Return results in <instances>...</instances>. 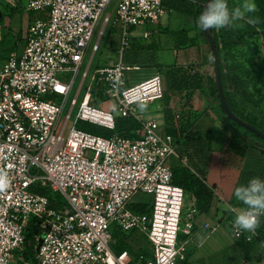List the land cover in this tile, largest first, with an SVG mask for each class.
<instances>
[{
  "label": "built area",
  "instance_id": "2783aa9c",
  "mask_svg": "<svg viewBox=\"0 0 264 264\" xmlns=\"http://www.w3.org/2000/svg\"><path fill=\"white\" fill-rule=\"evenodd\" d=\"M112 1L25 0L32 18L22 45L0 61V264H130L126 250L114 254L109 246L112 223L145 236L150 257L139 255L135 264H176L185 252L186 242L177 245L178 234L191 235L197 208L183 209L185 192L172 182L173 143L158 135L154 119L143 120L138 112L162 99L161 77L127 87L123 79V52L132 31L159 20L162 0H117L113 18L104 16L97 29ZM108 24L119 30V58L90 73ZM147 36L143 31L141 37ZM96 86L123 115L140 123L138 137H102L77 126L85 121L114 129L113 114L89 102ZM37 187L59 194L63 208L52 209ZM143 195L149 199L148 214L132 208ZM228 211L233 238H258L254 224L264 200ZM31 220L34 244L27 258L24 232ZM257 243L264 253V237Z\"/></svg>",
  "mask_w": 264,
  "mask_h": 264
},
{
  "label": "crops",
  "instance_id": "0c3cea01",
  "mask_svg": "<svg viewBox=\"0 0 264 264\" xmlns=\"http://www.w3.org/2000/svg\"><path fill=\"white\" fill-rule=\"evenodd\" d=\"M162 6L159 20L143 30L149 36L132 31L122 60L123 79L127 87L161 77L162 99L154 110L152 104L140 110L141 116L154 119L158 135L173 143L170 165L188 168L206 188L198 198L194 191L185 190L183 209L193 205L197 213L184 264L264 263L259 245L236 240L227 224L233 216L228 207L244 209L264 200V144L231 128L215 111L209 96L212 57L199 35L200 20L189 12ZM104 44L107 48L100 50L110 51H100L102 61L99 58L94 69L116 62L119 30L111 24Z\"/></svg>",
  "mask_w": 264,
  "mask_h": 264
},
{
  "label": "rangeland",
  "instance_id": "374dc122",
  "mask_svg": "<svg viewBox=\"0 0 264 264\" xmlns=\"http://www.w3.org/2000/svg\"><path fill=\"white\" fill-rule=\"evenodd\" d=\"M116 2L117 0H113L110 6L106 8L99 20L97 29L102 26L101 22L104 16L109 14L110 19L113 18ZM253 10L257 11L253 0H215L212 7V16L219 46L222 80L232 106L238 113L246 116L264 128V29L251 25L252 22L249 20L247 14L249 11ZM31 18L32 13L26 10L25 0H0V61L5 60L13 50L21 47L25 31ZM152 24L153 23L143 27H137L136 30L142 32ZM109 27L110 24L106 25L104 34L98 41L99 50L92 57L90 73L94 69L95 64L99 61V58L100 61H102L100 51H105V53L106 51H110L108 49L100 50L104 47L107 48L104 43ZM96 39L97 33L94 34L92 43H94ZM125 50L123 52V57ZM116 53L117 61L119 58L118 50ZM89 56L90 52L88 51L86 57L88 58ZM82 93L83 89L78 94V102L80 101ZM72 95L73 94H71V96ZM89 102L97 105V108L102 111L112 113L115 118L123 115L118 110L116 101L111 98L107 99L99 86L92 90L89 96ZM157 103L158 101L152 104L153 110ZM76 108L77 106L71 111L70 119L64 129V137L71 127ZM216 108L217 106H215V111H217ZM68 109L69 105H66L60 117L59 124H62L64 114L67 113ZM138 112L141 116L142 113L140 111ZM143 116L144 115H142V119L145 120L146 116ZM77 126L88 131H96L98 129L96 126L87 122H79ZM238 130L254 138L258 142H261V144H264V140L252 135L250 132L241 128H238ZM170 160L171 158L169 162ZM32 171H34V168ZM144 200L147 201L146 204L149 206V199L146 195L138 197L134 203L140 201L146 202ZM181 218L183 219V215ZM109 233L111 235L109 246L112 252L118 254L120 251L126 250L128 252L126 261H132L138 251L143 250L147 245L145 236L137 230L125 232L119 230L115 224L112 223L109 226ZM182 242H186L185 252L179 254L176 264H184L187 254L191 251V247L190 251H186V249L189 248V246H186L188 236H184L181 241H177V245Z\"/></svg>",
  "mask_w": 264,
  "mask_h": 264
},
{
  "label": "trees",
  "instance_id": "16d2710c",
  "mask_svg": "<svg viewBox=\"0 0 264 264\" xmlns=\"http://www.w3.org/2000/svg\"><path fill=\"white\" fill-rule=\"evenodd\" d=\"M204 2H205V0H162V5H164V7L168 8V9H172V10H176V11L189 12L194 17H196L200 20ZM253 3L255 4L257 11H255V10L249 11L247 16H248L249 20L252 22V24H251L252 26L262 27V29H264V0H253ZM213 5H214V3H213ZM213 23L214 22H213L212 10H211L210 30L213 33L214 38H215V45H216V49L218 50L219 69H220V74L222 76V67H221V63L219 60V46H218V41L216 39V34H215V29H214ZM199 35L201 36L203 41L208 45L207 39L203 36L202 30H201V25L199 27ZM169 75L171 78L170 86H173V84L175 83L173 80V75H174L173 70L170 71ZM221 79H222V77H221ZM210 84L211 85L209 88V96L215 102V104L217 106V110H218V115L221 118V120L226 122L233 129L241 128L239 125L232 122L231 120H229L225 116V114H224V112H223V110L219 104V100L217 97V91L215 88V83H214L213 78H210ZM97 87L98 86H96L94 88L96 89ZM223 90H224V87H223ZM224 95L226 97V100H227L230 108L232 109V111L236 115H238L240 118L244 119L245 121L249 122L250 124H252L256 128H258L264 132V128L261 127L258 123L254 122L251 119L247 118L246 116L238 113L234 109V107L232 106V103L229 99V96L226 92V89L224 90ZM115 119L116 120H115V124H114V129H112V130L108 129L106 127L100 126L98 124H93V123L87 122L89 124L96 126L98 129L96 131L95 130L94 131L93 130L92 131L85 130V131L92 133V134H95V135L102 136V137H110L113 134H116L119 136H125L128 138L138 137L137 130L140 128V123L137 120H135L133 117L128 116V115H122V116H119ZM80 122H85V121H80ZM79 128L83 129L81 127H79ZM241 129H243V128H241ZM243 130H245V129H243ZM245 131H247V130H245ZM247 132H249V131H247ZM252 135H254V134H252ZM171 170H172V182H173V184L181 187L184 190V192H185V190L186 191L192 190V191H194V195L196 196V198H198L200 193H202V192L206 193V188L204 187V185L200 183V181L194 176L193 173H191L189 171L188 168H186L182 165H178V166H174V167L171 166ZM35 189L38 193L47 197V199L49 200V206L52 209H55V210L62 209L63 206L65 205V201L63 200V198L59 194L53 193L50 190H48L47 188H43V187L42 188L37 187ZM144 201H146V200H144ZM146 203H147V201L134 203V204H132V208L135 211L148 214L151 210V207H150V203H149V206H147ZM254 226L256 227V229L258 231V238L254 239L251 242H245L243 240H240L243 242V244H245V245L254 244V243H257V241L260 238L264 237V212L257 217V220H256ZM34 231H35V229L33 228V221L31 220V221H29L28 225L26 226V229L24 232L25 242H29V246H26V248H25V256L27 258H31V256H32V246L34 244L33 235L35 234ZM184 236H185L184 234L179 233L178 234V241H181ZM139 255H142L143 259L150 257L149 253L146 252L145 249L139 250L138 253L134 256L133 260L130 261V264H135L134 260L136 261V259ZM140 264H144V263L141 261Z\"/></svg>",
  "mask_w": 264,
  "mask_h": 264
},
{
  "label": "water",
  "instance_id": "95a60500",
  "mask_svg": "<svg viewBox=\"0 0 264 264\" xmlns=\"http://www.w3.org/2000/svg\"><path fill=\"white\" fill-rule=\"evenodd\" d=\"M214 1L215 0H205V2L203 3V10L201 12L200 25H201L203 36L207 39L208 47H209L211 57H212L213 79H214L215 88L217 91V97L219 100V104L225 116L229 120L236 123L241 128L254 134L258 138L264 140V132L256 128L249 122L245 121L244 119L240 118L238 115H236L230 108L226 100V97L224 95L222 79H221V74H220V69H219L218 50L216 49L214 35L210 30V16H211V10H212ZM41 240H42L41 238L38 240L36 249H38Z\"/></svg>",
  "mask_w": 264,
  "mask_h": 264
}]
</instances>
